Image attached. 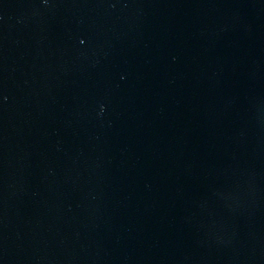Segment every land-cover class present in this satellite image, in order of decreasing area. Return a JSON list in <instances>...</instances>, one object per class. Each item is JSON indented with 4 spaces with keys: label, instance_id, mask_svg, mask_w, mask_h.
<instances>
[{
    "label": "water",
    "instance_id": "water-1",
    "mask_svg": "<svg viewBox=\"0 0 264 264\" xmlns=\"http://www.w3.org/2000/svg\"><path fill=\"white\" fill-rule=\"evenodd\" d=\"M0 264H264V0H0Z\"/></svg>",
    "mask_w": 264,
    "mask_h": 264
}]
</instances>
